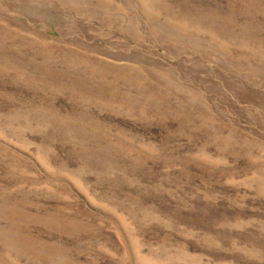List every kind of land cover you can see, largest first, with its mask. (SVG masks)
<instances>
[{"label":"rangeland","instance_id":"rangeland-1","mask_svg":"<svg viewBox=\"0 0 264 264\" xmlns=\"http://www.w3.org/2000/svg\"><path fill=\"white\" fill-rule=\"evenodd\" d=\"M0 264H264V0H0Z\"/></svg>","mask_w":264,"mask_h":264}]
</instances>
